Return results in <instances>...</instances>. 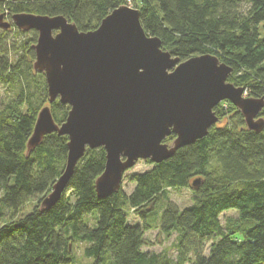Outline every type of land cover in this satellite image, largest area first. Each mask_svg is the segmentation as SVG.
<instances>
[{"label": "trees", "instance_id": "trees-1", "mask_svg": "<svg viewBox=\"0 0 264 264\" xmlns=\"http://www.w3.org/2000/svg\"><path fill=\"white\" fill-rule=\"evenodd\" d=\"M128 1L145 32L172 56L214 54L231 67L228 81L248 96H264V0H0V14L63 15L90 31ZM36 40L37 31L22 32L12 21L0 28V83L14 92L0 99V264H82L76 244L83 245V264H264V128L247 129L229 101L214 107L219 120L204 137L130 173L129 193L121 186L97 196L106 153L87 147L59 200L40 210L64 169L68 137L46 134L29 154L26 142L43 106L58 124L70 107L48 102L44 74L33 69ZM180 188L192 193L184 207L169 196ZM31 200L32 209L23 212ZM230 209L237 215L222 219ZM130 212L141 223L130 224ZM155 225L166 239L176 233L175 257L143 249L152 244L145 233Z\"/></svg>", "mask_w": 264, "mask_h": 264}, {"label": "water", "instance_id": "water-1", "mask_svg": "<svg viewBox=\"0 0 264 264\" xmlns=\"http://www.w3.org/2000/svg\"><path fill=\"white\" fill-rule=\"evenodd\" d=\"M11 20L22 32L37 31L33 69L44 74L48 102L58 99L70 107L58 124L43 106L26 142L29 154L46 134L68 137L64 169L41 200L42 211L59 200L87 147L105 150L94 184L105 198L121 188L125 171L138 160L159 163L204 137L218 122L214 107L222 101L238 108L247 129L264 128V96H248L228 81L231 67L214 54L184 61L172 56L145 32L134 7H116L90 31H80L63 15L17 13ZM10 26L0 14V28ZM170 134L173 141L163 142Z\"/></svg>", "mask_w": 264, "mask_h": 264}, {"label": "rangeland", "instance_id": "rangeland-1", "mask_svg": "<svg viewBox=\"0 0 264 264\" xmlns=\"http://www.w3.org/2000/svg\"><path fill=\"white\" fill-rule=\"evenodd\" d=\"M131 3V1H128V5ZM131 5V4H130ZM7 21H12L9 18H5ZM13 27L11 28L10 32H13ZM14 33H12L13 35ZM20 38L22 36H19ZM17 37V38H19ZM14 94L13 89H9L8 86L1 84L0 83V99H7L9 96H12ZM151 167V165L149 163H147L145 160H138L135 165L133 167H131L130 169H128L123 176L122 179V187L126 192H130L132 190V188L134 187L135 183L134 182H130L127 179V176L130 173L133 172H142L146 169H149ZM169 196L171 198V200H173L179 207H184L186 205H189L191 203L192 200V193L190 191V189L188 188H180V189H170L169 190ZM35 203L34 201H30L24 208L23 212L28 213L31 209H32V205ZM237 212L233 209L224 211L221 216L222 219H224L227 216H236ZM128 221L130 224H136V223H141V220L134 215L132 212H130L129 216H128ZM147 239L152 243L149 246H144L143 249L147 250L149 252L153 251V252H163L166 251L168 255H170L171 257H175L176 256V233L172 234L171 237L169 239L164 238L161 234L158 233V227H153L150 228L146 231L145 233ZM82 248L83 245L82 244H76L75 247V255L77 257V259L83 264L85 262H87L88 260H86L83 257V253H82Z\"/></svg>", "mask_w": 264, "mask_h": 264}, {"label": "flooded vegetation", "instance_id": "flooded-vegetation-1", "mask_svg": "<svg viewBox=\"0 0 264 264\" xmlns=\"http://www.w3.org/2000/svg\"><path fill=\"white\" fill-rule=\"evenodd\" d=\"M5 18H6V16L3 14V21H7Z\"/></svg>", "mask_w": 264, "mask_h": 264}]
</instances>
